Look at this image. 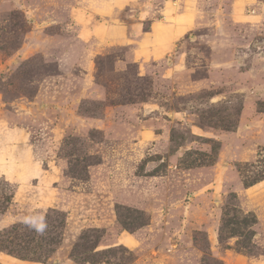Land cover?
Here are the masks:
<instances>
[{"label":"rangeland","instance_id":"rangeland-1","mask_svg":"<svg viewBox=\"0 0 264 264\" xmlns=\"http://www.w3.org/2000/svg\"><path fill=\"white\" fill-rule=\"evenodd\" d=\"M24 262L264 264V0H0V264Z\"/></svg>","mask_w":264,"mask_h":264},{"label":"crops","instance_id":"crops-1","mask_svg":"<svg viewBox=\"0 0 264 264\" xmlns=\"http://www.w3.org/2000/svg\"><path fill=\"white\" fill-rule=\"evenodd\" d=\"M177 29H178V31H176L175 34H183L181 26H178ZM150 34L153 35V36H155V34H156V35L160 36L164 40H168V39L170 40L172 37H174L173 36V31L171 29H169L168 27H165V28H155V27H153V31ZM170 34H171L172 37L170 36ZM22 264H31V263L30 262H24Z\"/></svg>","mask_w":264,"mask_h":264}]
</instances>
